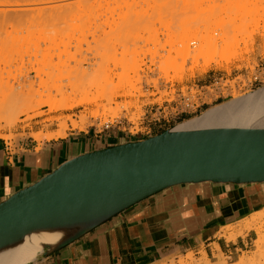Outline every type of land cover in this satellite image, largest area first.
<instances>
[{
  "label": "rangeland",
  "instance_id": "obj_1",
  "mask_svg": "<svg viewBox=\"0 0 264 264\" xmlns=\"http://www.w3.org/2000/svg\"><path fill=\"white\" fill-rule=\"evenodd\" d=\"M28 2L31 11L0 15V100L36 93L79 105L36 107L0 130L3 141L150 138L264 89V0H142L155 12L134 0ZM254 227L229 233L251 232L234 257L189 253L164 264H264V241L255 246L264 219Z\"/></svg>",
  "mask_w": 264,
  "mask_h": 264
},
{
  "label": "water",
  "instance_id": "obj_2",
  "mask_svg": "<svg viewBox=\"0 0 264 264\" xmlns=\"http://www.w3.org/2000/svg\"><path fill=\"white\" fill-rule=\"evenodd\" d=\"M203 183L264 184V129L173 128L74 157L0 203V249L35 231L73 230L37 258L159 192Z\"/></svg>",
  "mask_w": 264,
  "mask_h": 264
},
{
  "label": "crops",
  "instance_id": "obj_3",
  "mask_svg": "<svg viewBox=\"0 0 264 264\" xmlns=\"http://www.w3.org/2000/svg\"><path fill=\"white\" fill-rule=\"evenodd\" d=\"M147 138L99 140L90 132H73L41 142L0 139V203L74 157ZM262 211L264 184L176 186L29 264H164L189 253L231 258L246 249L251 232L231 241L227 236Z\"/></svg>",
  "mask_w": 264,
  "mask_h": 264
},
{
  "label": "bare ground",
  "instance_id": "obj_4",
  "mask_svg": "<svg viewBox=\"0 0 264 264\" xmlns=\"http://www.w3.org/2000/svg\"><path fill=\"white\" fill-rule=\"evenodd\" d=\"M27 1H30L28 3L31 5L32 3H34V1L35 4L36 2H38L39 4L40 3L43 4L45 2V0H0V15L4 13L22 14L23 12L24 13L26 11L28 12L30 9H33V7L32 8L29 7L30 9H28L27 6L28 4H25V2ZM31 1L33 2L31 3ZM13 2L14 5L12 4ZM134 2H135L134 3L135 7L140 11H144V12L154 11V9L150 8L148 4H145L143 6L142 0H134ZM165 9L172 10L169 8H165ZM157 10L155 9V11ZM56 55H60V54H56ZM38 96L41 95L34 93L16 99L14 98L8 100L7 99L0 100V111L6 110L5 112L10 113V118H11L8 120L4 117H0V124H3L2 126H0V130L4 128L6 125L8 126L15 125V123L18 121V118L20 116H27L26 119H30L31 116L33 115L28 116V114L30 112H33L34 108L35 109L36 107L39 108V106L41 105L47 106L49 108V112H54L59 109H69V108L71 109V106L79 105V103L73 104L71 106L69 105L70 107L66 105L69 108L65 107V105L56 106L57 104L54 102L56 104L55 105L53 101H50L51 99L45 102H38L36 100V97ZM73 126L76 127L75 124ZM213 127L264 129V89L258 90L246 97L242 96L241 98L240 97L235 98L233 101H230L225 105L207 110L201 116L193 120L187 121L186 123L178 126L176 129L184 131V130H198L204 128H213ZM81 129L83 128L81 127ZM51 137L52 136H49V138ZM61 137H64V134H62ZM250 218L244 221L242 228H240L238 231L239 233H242V231L244 230L252 229L254 226L257 225L258 220L262 221L264 219V211L260 213L258 212L255 214L254 217H252L251 219ZM256 229H257L256 233L257 235H259V237L256 240L255 246L258 247L257 250H260L262 247H260L259 249V246L261 245V242L264 241L263 240L264 238L261 235L260 229L259 228ZM72 233L73 230H65V229L52 230V231H35L32 234L27 235L21 242L0 249V264H27V263L29 264V262L33 261L36 258L37 254H39L42 251L43 247L54 248L62 241H64L67 237H69ZM260 235L262 236V238ZM235 238L236 235L227 236V239L230 241L234 240ZM256 254L257 253L254 254L255 257L257 256ZM252 260L253 259L251 258L241 259L238 264H250L252 263L251 262Z\"/></svg>",
  "mask_w": 264,
  "mask_h": 264
}]
</instances>
